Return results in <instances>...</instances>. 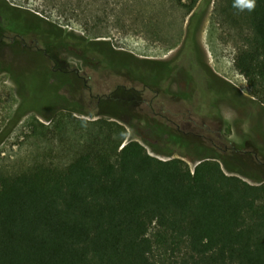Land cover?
Returning a JSON list of instances; mask_svg holds the SVG:
<instances>
[{
  "label": "trees",
  "instance_id": "obj_1",
  "mask_svg": "<svg viewBox=\"0 0 264 264\" xmlns=\"http://www.w3.org/2000/svg\"><path fill=\"white\" fill-rule=\"evenodd\" d=\"M173 1L191 11L199 0ZM220 14L239 31L234 67L264 110V0H221ZM29 17L54 27L57 44L84 42L86 59L102 73L146 85V71L158 80L173 69L169 61L139 58ZM14 83L20 102L11 116H32L16 152L0 157V264H264V173L202 142L184 144L188 131L129 106L175 146L213 152L193 168L170 151L162 152L167 159L151 155L128 139L116 112L119 89L137 91L117 87L99 97L96 109L115 110L90 119L74 71L41 63L32 78ZM16 124L7 121V134ZM235 148L240 155L243 147ZM256 152L264 157V149Z\"/></svg>",
  "mask_w": 264,
  "mask_h": 264
},
{
  "label": "rangeland",
  "instance_id": "obj_2",
  "mask_svg": "<svg viewBox=\"0 0 264 264\" xmlns=\"http://www.w3.org/2000/svg\"><path fill=\"white\" fill-rule=\"evenodd\" d=\"M5 1L67 32L90 40H108L114 49L139 58L171 63L170 73L158 80L152 70L146 71L147 84L144 85L114 71L102 73L96 61L88 60L95 64L88 63L82 69L79 60L70 58V65L81 68V74L88 81L85 105L94 115L85 118H108L107 114L115 109L106 108V99H102L106 107L96 109L98 98L110 95L117 87L134 90L139 96L119 89L115 96L116 101L119 99L116 112L125 123L128 139L140 142L151 155L167 159L162 152L170 151L172 157L182 158L193 168L199 158L213 152H196L193 146H175L166 134L153 129L152 123L136 118L138 114L134 109L130 111L129 106L144 109L150 117L158 113L159 119L165 116L180 130L188 131L184 144L187 139L202 142L216 152L224 150L228 160L238 158L241 163L264 173V165L255 164L251 152L246 155L237 152V155L231 149L238 146H242L243 151L264 149V134L256 129L259 122L264 126V110L250 95L244 76L234 67L242 41L239 31L220 14L221 0H199L191 11L173 0ZM37 57L15 55V70L26 76L34 73ZM94 57L99 59L98 55ZM207 70L223 80L224 85L212 80ZM18 94L19 89L12 79L0 72V157L16 152L18 142L26 133L25 124L32 116L26 115L19 122L11 116L20 102ZM172 94L175 96H170ZM7 121H12V125L17 122L9 134L4 130ZM248 142L254 146H247ZM23 152L24 148L20 153ZM258 160L264 161V157L259 155ZM243 179L255 184L251 179Z\"/></svg>",
  "mask_w": 264,
  "mask_h": 264
},
{
  "label": "flooded vegetation",
  "instance_id": "obj_3",
  "mask_svg": "<svg viewBox=\"0 0 264 264\" xmlns=\"http://www.w3.org/2000/svg\"><path fill=\"white\" fill-rule=\"evenodd\" d=\"M8 4L5 0H0V63L2 65L1 74H7L12 82L14 78H32L34 73L28 74V76L21 74L15 70V55H36L37 67L38 64L44 63L49 66L53 71H74L77 77L82 81V89L80 94L85 95L87 89V79L81 74V68L84 69L88 65L84 52L86 46L84 42L78 44H69L62 46L53 42L55 33L57 30L54 27L46 29L44 26H37L34 24V18L29 17V13L15 7L6 6ZM193 43V41H192ZM194 45V44H193ZM192 45V46H193ZM195 46H193L194 48ZM191 49V51L193 50ZM10 55V57H9ZM79 60L81 68L70 65L69 59ZM96 63V62H95ZM90 63V64H95ZM95 65H98L97 63ZM98 68L101 66L98 65ZM208 71V70H207ZM209 77L220 84L214 77L213 73L208 71ZM16 86V84L14 83ZM17 88V87H16ZM20 93V92H19ZM99 101V98H98ZM258 133L264 134V126L261 122L256 124ZM257 130L255 132H257ZM247 146H254L251 142L247 143ZM229 149V148H228ZM259 150V149H258ZM226 151V149H225ZM253 162L257 165H264V161L258 160L257 150L254 149ZM241 154L252 151H239ZM224 153V150L221 151ZM254 169V167H253Z\"/></svg>",
  "mask_w": 264,
  "mask_h": 264
}]
</instances>
